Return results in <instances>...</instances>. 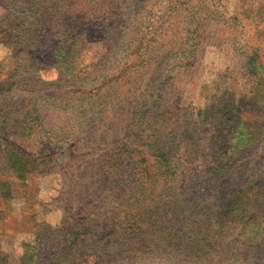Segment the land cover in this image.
Listing matches in <instances>:
<instances>
[{"label": "rangeland", "instance_id": "374dc122", "mask_svg": "<svg viewBox=\"0 0 264 264\" xmlns=\"http://www.w3.org/2000/svg\"><path fill=\"white\" fill-rule=\"evenodd\" d=\"M82 253L264 264V0H0V263Z\"/></svg>", "mask_w": 264, "mask_h": 264}, {"label": "trees", "instance_id": "16d2710c", "mask_svg": "<svg viewBox=\"0 0 264 264\" xmlns=\"http://www.w3.org/2000/svg\"><path fill=\"white\" fill-rule=\"evenodd\" d=\"M73 241H76V238L73 240ZM129 253L127 252V251H124L123 253H121V254H118L117 255V253L115 254V255H117V256H127ZM84 256V254L82 253L81 254V256H80V258L82 259V262L80 263V264H86V263H89V262H91L92 261V258H89V257H83ZM4 258V256L3 255H0V260L1 259H3ZM5 263H7V260L6 261H4V262H2V263H0V264H5Z\"/></svg>", "mask_w": 264, "mask_h": 264}]
</instances>
